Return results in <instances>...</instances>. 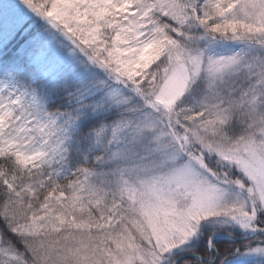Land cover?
<instances>
[{"label": "snow or ice", "instance_id": "1", "mask_svg": "<svg viewBox=\"0 0 264 264\" xmlns=\"http://www.w3.org/2000/svg\"><path fill=\"white\" fill-rule=\"evenodd\" d=\"M0 264H264V0H0Z\"/></svg>", "mask_w": 264, "mask_h": 264}]
</instances>
